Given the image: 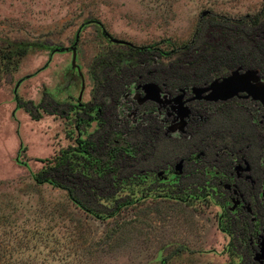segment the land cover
Masks as SVG:
<instances>
[{
  "label": "rangeland",
  "instance_id": "obj_1",
  "mask_svg": "<svg viewBox=\"0 0 264 264\" xmlns=\"http://www.w3.org/2000/svg\"><path fill=\"white\" fill-rule=\"evenodd\" d=\"M263 8L264 0H0V264H162L164 258L166 264H264L256 259L264 240L262 103L251 98L201 103L198 106L212 111L205 113L209 121L181 133L180 126L171 124L169 110L139 102L143 93L134 83L125 88L118 106L111 102L101 61L107 60L108 72L120 56L128 57L127 49L109 45L95 26L77 38L84 22L99 20L112 37L169 51L194 38L204 11L240 19ZM208 25L213 26L205 19L203 29ZM14 40L74 47L83 78L72 65V51L12 47ZM176 58L159 61L170 64ZM172 83L165 93L176 96L180 91L173 90ZM92 102L130 130L154 119L161 126L149 147H144L142 133L129 137L138 150L136 174L145 178L138 177L117 195L139 200L107 219L85 212L66 190L33 178L47 160L54 165L63 149L76 144L79 131L88 128L77 119H88L98 109H88L87 115L78 110ZM129 106L135 114L125 118ZM118 125L114 129H120ZM96 127L95 121L88 129L93 141L103 132ZM108 147L102 151L104 161ZM181 162L183 170L177 172ZM245 163V170L252 167L249 174L259 180L252 187L236 180L251 203L230 212L235 206L230 193L222 187L212 190L217 184L213 177L229 176ZM89 172L92 179H81L86 185L79 181L76 193L91 209L105 213L114 199L92 193L95 188L107 194L109 188L105 177L93 168Z\"/></svg>",
  "mask_w": 264,
  "mask_h": 264
},
{
  "label": "trees",
  "instance_id": "obj_2",
  "mask_svg": "<svg viewBox=\"0 0 264 264\" xmlns=\"http://www.w3.org/2000/svg\"><path fill=\"white\" fill-rule=\"evenodd\" d=\"M205 19H209L213 26L208 25L203 29ZM95 26L101 30L102 36L111 46H120L128 50V57L120 56L118 63L112 65L110 71H105L107 60H102L104 65L101 66L104 71V89L111 102L119 105L120 97L125 92V88L134 83L137 88L139 85L155 82L163 85L168 92L169 81H172L173 90L190 86H202L209 83L216 77L226 75L229 72L242 67L243 69H259L261 76L264 78V8L255 15H246L240 19H233L222 15L205 16L196 32L194 38L181 47L165 51L158 45L138 46L135 44H116L111 41L110 34L105 29L103 23L99 20H88L83 23L78 31L77 38L82 31L89 27ZM12 47L20 46H38L57 52H70L74 47H49L43 44H20L17 40L11 42ZM177 55L175 61L170 64H164L159 60L162 58H172ZM126 60V63H122ZM119 62L121 64H119ZM129 62V63H128ZM110 72H115L109 77ZM24 79H21L22 82ZM96 80H99L96 77ZM16 99L19 98L17 92ZM118 95V97L116 96ZM80 110L86 114L88 109L96 108L94 116L87 115L88 119H77L78 124H86L88 128L81 130L80 137L76 144L69 145L61 151V154L52 160H47V165L43 169L33 173V178L38 184L48 183L55 188L64 189L68 192L71 200L85 212L94 215L98 219H107L117 216L124 207L136 203L130 195H117L125 187L136 184L138 177L145 178V175L136 174L137 165L139 164L138 150L136 144H133L129 137H134L138 133L144 135V147H149L155 143L160 130L159 119L151 120V124L143 126L142 123L136 125L134 129H129L123 121L117 118L113 119L111 114L106 113L101 105L91 103L87 108L81 105ZM125 118L135 114L133 106L127 107ZM159 111V106H155ZM206 110V114H212L207 107L197 106L199 113ZM81 113V112H80ZM108 114V117L106 116ZM195 116L194 120L196 119ZM112 120H115L111 124ZM97 122V131H103L98 140H91V133H88L89 127L93 122ZM153 121V123H152ZM119 124L120 129H114V125ZM128 124V123H127ZM108 125L109 128L105 129ZM124 125V126H123ZM161 125V124H160ZM143 126V127H141ZM195 126V125H193ZM108 147V158L106 161L102 158V151ZM24 148L21 146V150ZM19 162V160H18ZM50 163V164H49ZM27 167V163H21ZM122 164V165H121ZM90 168L100 177H105L104 182L109 188V193L100 194L91 189L92 193L100 199H114L112 206H109L107 212L100 213L91 209L87 202L83 201L78 195L76 188L79 187L81 179L91 180ZM127 172L123 176V172ZM79 175V176H77ZM86 183L83 184V187ZM84 190V189H83ZM172 193H160L161 197H172ZM147 195H145L146 197ZM144 197V198H145ZM233 244L229 243V247ZM179 250V249H178ZM168 258H164L162 264H166Z\"/></svg>",
  "mask_w": 264,
  "mask_h": 264
},
{
  "label": "water",
  "instance_id": "obj_3",
  "mask_svg": "<svg viewBox=\"0 0 264 264\" xmlns=\"http://www.w3.org/2000/svg\"><path fill=\"white\" fill-rule=\"evenodd\" d=\"M209 11H204L201 18L207 16ZM111 41L116 44H132L123 39L110 37ZM72 65L81 73L80 66L76 63L77 53L73 48ZM83 78V74L81 73ZM83 85V90H84ZM143 95L140 97L139 102L144 103L151 101L158 105H165L171 103L172 110L176 113L177 117L181 119L180 130L183 129L186 123V118L190 114V108L186 105L188 101L192 100H207L209 102L228 101L235 97L251 98L259 101L264 106V80L260 75L259 69H243L239 67L223 78H216L206 86L185 87L180 89V93L175 97L169 96L164 92L163 88L155 83L149 82L138 86ZM191 91L193 96L187 101L184 100L188 91ZM17 91V89H16ZM182 162L177 165V172H182ZM256 259L264 260V240L260 241V254Z\"/></svg>",
  "mask_w": 264,
  "mask_h": 264
},
{
  "label": "flooded vegetation",
  "instance_id": "obj_4",
  "mask_svg": "<svg viewBox=\"0 0 264 264\" xmlns=\"http://www.w3.org/2000/svg\"><path fill=\"white\" fill-rule=\"evenodd\" d=\"M76 69V68H75ZM78 70V69H77ZM207 85V84H206ZM206 85H202V86H206ZM140 86V85H139ZM161 86V85H160ZM162 87V86H161ZM194 87V86H190L189 88ZM164 92L166 91L164 89V87H162ZM137 90H141L138 89ZM178 95V94H177ZM170 96V95H169ZM193 96L192 92L189 90L187 92V94L184 97V100H188L189 98H191ZM171 97H175V96H171ZM235 98H239V99H244V100H251L250 98H243V97H235ZM234 99V98H232ZM230 99V100H232ZM229 101V100H228ZM223 102V101H220ZM227 102V101H225ZM154 103V102H153ZM201 103H205L204 105L206 106L207 103H219V102H209L207 100H192V101H188L186 103V105L190 108V114L188 115V117L186 118V123L183 126V130L181 133H185L187 132V130L192 127L193 125H203L206 124L209 121V118L207 120V118L205 117V113L206 110L204 109L202 113H199L197 109V106ZM157 104V103H155ZM158 105V104H157ZM172 104L171 103H167L165 105H162L163 107H159L160 110H162V108L167 109L169 111L168 116L169 118H171V124L173 125V127H178L181 126V119L177 117L176 113L172 110ZM160 106V105H158ZM201 107V106H200ZM195 116L196 119L194 120ZM261 123L263 124V121H261ZM193 161L198 162V158H194L192 157ZM262 162H264V157L261 159ZM247 166V163H245L244 165H240L237 166L236 171L232 174H230L229 176H227L224 173L221 174H214V181L217 183L216 185H212V190L216 191V189L218 187H222L224 190H226L228 193H230V199L233 202V204H235V206H233V209H229L228 211L230 212H238L241 211L242 209H244V205L247 203H251L249 202V200L247 199L245 193H242L239 191L238 186L236 184V180H240L243 184H245L246 186L252 187L253 185H256L259 178L257 177H253V175L249 174L252 171V167L250 169V172L246 171L245 168ZM183 170V168H182ZM261 196L262 198H264V181L262 180L261 183ZM218 195H221L220 193H218ZM264 200V199H263ZM247 213L252 214L249 209L247 210ZM224 214L221 217V221L220 224L223 222Z\"/></svg>",
  "mask_w": 264,
  "mask_h": 264
}]
</instances>
